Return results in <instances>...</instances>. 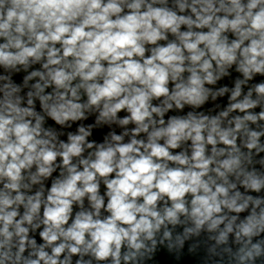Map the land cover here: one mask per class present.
<instances>
[{"label": "clouds", "instance_id": "clouds-1", "mask_svg": "<svg viewBox=\"0 0 264 264\" xmlns=\"http://www.w3.org/2000/svg\"><path fill=\"white\" fill-rule=\"evenodd\" d=\"M0 41V264H264V0H0Z\"/></svg>", "mask_w": 264, "mask_h": 264}]
</instances>
